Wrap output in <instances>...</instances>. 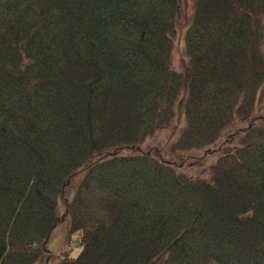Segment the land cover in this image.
<instances>
[{"label":"trees","instance_id":"1","mask_svg":"<svg viewBox=\"0 0 264 264\" xmlns=\"http://www.w3.org/2000/svg\"><path fill=\"white\" fill-rule=\"evenodd\" d=\"M179 14L180 0H0V264H49L66 220L81 253L68 243L61 264H264L262 124L210 179L142 148L178 107L182 150L209 148L255 102L264 0H196L187 82Z\"/></svg>","mask_w":264,"mask_h":264},{"label":"rangeland","instance_id":"2","mask_svg":"<svg viewBox=\"0 0 264 264\" xmlns=\"http://www.w3.org/2000/svg\"><path fill=\"white\" fill-rule=\"evenodd\" d=\"M195 3L196 0H180V14L174 31L172 64L174 69L182 74L184 82H187L191 76L186 33L193 21ZM262 51L264 53V39L262 41ZM250 99L251 96H248L239 100L238 107L223 129L220 139L209 148L186 151L180 147L178 141L186 127V118L182 107H178V114L171 124L149 136L143 143L142 148L149 150L159 147L166 160L180 162L181 156H183L184 162L181 172H185L195 179H210L213 166L224 155L225 149L240 147L243 143L244 132L256 121L264 126V84L259 89L256 100L252 105ZM60 215L65 216L63 207H61ZM80 240L81 232L71 233L68 220L60 224L50 240L49 248L53 257L49 264H61L68 243L73 252V257H78L81 253Z\"/></svg>","mask_w":264,"mask_h":264}]
</instances>
